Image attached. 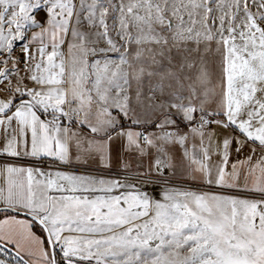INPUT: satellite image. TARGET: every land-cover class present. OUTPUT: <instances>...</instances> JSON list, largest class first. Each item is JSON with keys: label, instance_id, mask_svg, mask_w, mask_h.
Listing matches in <instances>:
<instances>
[{"label": "snow or ice", "instance_id": "1", "mask_svg": "<svg viewBox=\"0 0 264 264\" xmlns=\"http://www.w3.org/2000/svg\"><path fill=\"white\" fill-rule=\"evenodd\" d=\"M0 264H264V0H0Z\"/></svg>", "mask_w": 264, "mask_h": 264}]
</instances>
